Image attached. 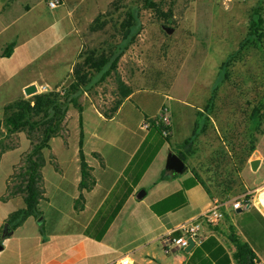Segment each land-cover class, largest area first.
Here are the masks:
<instances>
[{"label":"rangeland","instance_id":"obj_1","mask_svg":"<svg viewBox=\"0 0 264 264\" xmlns=\"http://www.w3.org/2000/svg\"><path fill=\"white\" fill-rule=\"evenodd\" d=\"M49 1L18 0V10L8 15L13 23L9 27L4 25L3 37L17 35L18 43L14 61L6 69L12 73V86L35 79L40 86L38 92L43 82L50 85L44 92L66 91L73 81V66L81 60L79 54L93 48L100 52L120 43L125 31L122 22L129 14L135 15L137 27L118 61L117 73L130 89L139 92L129 104L140 105L139 117L143 120L151 118V111H157L161 102L165 104L172 126L171 150L186 155L187 170L176 175H185L189 169L198 171L218 193L216 198L224 200L241 201L246 193L250 194L246 188L264 181V158L258 169L246 167L240 174L249 149L255 148L259 140V149L264 153V23L260 40L257 34L248 35L253 9H259L264 20V0H59L55 7ZM100 14L102 28L91 31V22ZM118 96L112 75L84 92L78 101L105 111ZM141 102L147 105L141 108ZM68 116V151L61 147V137L51 143L56 157L44 150L43 174L48 180L57 176L54 163L65 161L78 143L77 109L72 107ZM93 119L86 106V147L97 141L90 135ZM196 123L200 131L186 150L183 143L192 136ZM131 125L135 134L144 132L137 123ZM104 129H115L117 135L113 139L118 141L129 136L137 138L122 129L119 134L116 121L104 124ZM3 142L17 146L0 154L2 246L10 214L24 206L20 196L7 195L10 177L20 170L22 155L31 147L23 131ZM166 155L163 153V160L152 166L146 183L154 178L159 167H164ZM45 206L42 203L41 210ZM204 231L201 228L200 232ZM14 244L15 240L11 241ZM5 247L2 252H6Z\"/></svg>","mask_w":264,"mask_h":264},{"label":"crops","instance_id":"obj_2","mask_svg":"<svg viewBox=\"0 0 264 264\" xmlns=\"http://www.w3.org/2000/svg\"><path fill=\"white\" fill-rule=\"evenodd\" d=\"M14 10H18V0H0V112H2V118L4 106L7 103L19 98H27L23 92L26 85L31 83L37 85L35 79L15 83L13 86L9 82L12 73L6 69L11 61H14L18 43L17 35L4 38L3 29L4 25L9 27L13 23V19H9L8 15ZM10 44H12L11 50L5 54L6 48ZM43 85L50 86L44 82ZM37 86L39 87V85ZM137 93L139 92L133 90L110 118L104 117L93 104L81 105V110L72 104L68 106L66 123L70 109L73 107L78 111V143L70 156H65V161H56L57 168L54 166V173L57 176L52 175L54 178L52 181L43 174L46 164L44 150H47L48 155L53 154L56 157L51 146L52 140L56 137H61L63 149L68 151L69 146L62 134L50 138L49 147L43 149L45 158V164L41 168L43 193L37 204L41 215L39 217L28 216L20 225L12 229L10 235H6L7 238L2 241V250L6 246V252L0 250V264H115L123 258H127L129 264H185L187 252L177 247L167 249L162 237L169 234L179 224L196 218L216 196H211L202 185L198 184L185 191L187 197L185 206L161 216L156 215L150 209L153 202L179 190L182 187V181L194 172L193 169L188 168L189 171L185 175L177 176L168 173L166 177L161 178V173L165 169L159 167L158 173L156 172L154 175L155 179L153 178L148 183L145 182L147 173L156 161L161 158L163 160L162 154L172 151L170 146V141L173 140L171 137L172 126L169 139L159 149L102 239L96 240L84 233L85 228L148 132L143 129L142 134H135L131 127L134 122L139 125V130L143 131L141 128L143 118L139 117L140 105L129 104ZM145 103H140L141 108L147 105V102ZM86 106L94 115L95 124L90 135L97 140L90 147H86L83 123ZM163 107L165 104L161 102L157 111H151L150 116H158ZM122 113L123 117L120 118ZM113 121L117 123L119 134L122 129L130 131L137 138L129 136L125 141L113 139L117 135L115 129L103 130L104 124ZM259 143L260 140L254 150L246 156L240 174L246 167L252 169L250 167L252 159H258L259 163L256 169L260 167L264 153L259 149ZM80 150L90 174L88 186L83 188H80V182L83 179ZM195 172L201 174L198 171ZM52 183L55 184L53 190ZM199 189H202L204 194ZM246 189L252 194L248 205H243L235 210L227 205L223 209L224 217L220 222L215 225H201L205 231L204 233L200 232V239L209 235L216 236L232 259V254L236 253L237 242L249 243L237 225L236 214L254 206L264 218V181ZM17 196H20L24 201L22 194H16L14 197ZM147 197L148 200H146ZM42 203L46 205L43 210H41ZM200 203L201 205H199ZM239 208L241 211H237ZM254 215L261 224V217L258 214ZM39 218L41 219L39 220ZM261 225L264 227L263 224ZM235 236L236 238H233ZM13 240H15V244L12 246L11 241ZM256 244L257 248L249 243L256 254L257 264H264V241H256ZM232 263L235 264L233 260Z\"/></svg>","mask_w":264,"mask_h":264},{"label":"trees","instance_id":"obj_3","mask_svg":"<svg viewBox=\"0 0 264 264\" xmlns=\"http://www.w3.org/2000/svg\"><path fill=\"white\" fill-rule=\"evenodd\" d=\"M102 15L100 14L93 19L89 26L91 31L102 28L103 23L99 22ZM133 18H136L135 15L129 14L128 19L122 22L121 26L125 28V31L122 34L120 43L111 44L107 49H103L100 52L93 48L79 54V59L81 60L75 62L73 66V81L66 91L62 93L53 90L37 92L29 98H19L4 106V116L0 119V154L17 146V143H4V138L21 131L25 132L31 144L29 150L22 155L21 164L18 167L20 170L13 173L10 177L7 195L11 197L15 194H22L25 203L23 208L10 214L8 223L12 229L20 225L28 216L39 217L41 215L37 209V204L43 193V177L41 173V168L45 164L43 149L49 147L51 137L62 134L65 139L68 106L72 104L81 110V104L78 101L79 97L95 85L103 83L112 75L115 76L119 96L115 98L113 105L108 110H99L104 117H112L122 101L132 93L133 90L118 76L117 65L131 39L133 30L137 27V19H135L136 22L133 24ZM249 18L248 35L257 34L260 40L262 36L260 31L264 20L259 13V9H253ZM11 48L12 44L6 48L5 54H8ZM256 116L254 115L253 119ZM197 125L196 123L192 136L183 143V147L186 150H189L193 143V137L200 131V127ZM170 130L171 125H164L151 120L144 140L85 228L84 233L86 235L96 240L102 239L109 225L138 185L142 175L159 149L169 139ZM253 150L254 146H251L246 156ZM178 155L184 161L186 160L185 153L180 152ZM54 165L57 168V164L54 163ZM80 165L83 176L80 188H83L88 186L90 174L86 168L81 150ZM167 174L168 172L163 170L160 177L164 178ZM14 179L18 182L15 183ZM198 184L202 185L211 196L218 195L206 180L194 171L191 176L182 181V187L179 190L153 202L150 205V209L156 215L161 216L185 206L187 204L185 191ZM251 197L252 194L246 193L240 201L241 205H248ZM254 214H258L261 217V224L264 226V218L254 206H250L248 210L246 209V211L236 214V222L248 242L257 248L256 241H264V227L255 219ZM173 234L178 236L180 232L175 231ZM233 238H236V236ZM249 243L237 242L236 253L232 254V259L217 237L209 235L200 240L186 253L185 264H233L232 260L235 264H257L256 254Z\"/></svg>","mask_w":264,"mask_h":264},{"label":"built area","instance_id":"obj_4","mask_svg":"<svg viewBox=\"0 0 264 264\" xmlns=\"http://www.w3.org/2000/svg\"><path fill=\"white\" fill-rule=\"evenodd\" d=\"M60 4L59 0H50L49 5L55 7ZM40 88V86H39ZM46 87L41 86V92L45 91ZM151 120L160 122L164 125H169V116L166 106L161 109V113L158 116L151 117L148 120H143L141 123V128L148 131ZM229 205L232 210L241 207V202L239 200H222L215 198L211 204L202 211L196 218L191 221L183 222L174 228L169 234L163 236L164 246L167 249L180 248L184 249L188 245V238H192L195 242H199L200 239V229L201 225H215L220 222L224 217L223 209ZM179 231L180 235L175 236L173 233ZM115 264H129L127 258H123L120 262Z\"/></svg>","mask_w":264,"mask_h":264},{"label":"water","instance_id":"obj_5","mask_svg":"<svg viewBox=\"0 0 264 264\" xmlns=\"http://www.w3.org/2000/svg\"><path fill=\"white\" fill-rule=\"evenodd\" d=\"M23 92L26 96H31L38 92V87L35 83H31L26 85L23 88ZM259 160L252 159L250 160V166L253 170H255L258 166ZM164 169L166 172L171 174H182L187 170V165L185 161L179 157V155L173 151H169L166 155ZM237 211H241L239 208ZM41 218H39L40 220ZM4 233L6 235H10L12 233L11 226L7 223L4 227ZM195 245V242L192 238H188V245L184 248L185 252H189ZM0 250H2V245L0 243Z\"/></svg>","mask_w":264,"mask_h":264}]
</instances>
